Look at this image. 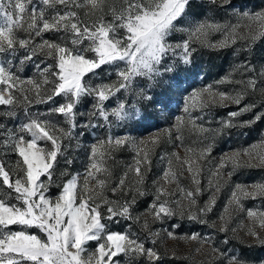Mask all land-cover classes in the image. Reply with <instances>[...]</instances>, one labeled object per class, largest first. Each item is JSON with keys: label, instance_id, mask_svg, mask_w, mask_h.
<instances>
[{"label": "snow or ice", "instance_id": "obj_1", "mask_svg": "<svg viewBox=\"0 0 264 264\" xmlns=\"http://www.w3.org/2000/svg\"><path fill=\"white\" fill-rule=\"evenodd\" d=\"M208 2L217 4V0ZM220 4L230 5L231 0H220ZM192 5L193 0H0V106H8L2 113L6 118L16 117L17 107L23 106L25 117L18 128L0 122V189H5L0 191V264H122V258H127L125 264H136L141 257L144 259L139 264L145 260L159 264L160 252L146 247L139 233L112 231L105 221L120 218L139 222L133 206L137 196L146 195L143 186L160 134L139 141L130 133L97 139L87 150L83 172L59 185L58 193H48L60 159L66 165L73 163L67 157L70 145L64 141L73 138L78 126L107 130L114 124L125 128L139 124L147 119V107H166L155 99L153 89L167 85L175 78L173 74L191 65L197 45L222 49L244 41L245 47H250L264 39V9H241L235 24L221 25L193 15ZM217 32L222 38L209 40ZM46 33L53 35L46 38ZM38 56L51 62L34 63L35 77L22 76L25 64L35 62ZM243 70L247 75L242 79L229 74L217 81L231 85V90L208 84L184 97V115L176 117L174 125L176 140H182L185 124L200 132L221 134L225 128L264 119V65L246 64ZM106 72L115 79L92 82ZM138 79L142 83L138 84ZM126 94L134 96L136 103ZM85 97L93 101L89 115L97 122L88 120L78 125V105ZM113 98L116 103L109 110L106 102ZM33 104L52 106L33 113L29 110ZM229 105L236 109L227 113L230 119L222 121L220 128L208 129L196 123L205 118L206 110ZM245 113H252V118L236 120ZM56 117H62L66 127ZM167 134L171 136V129ZM125 147L134 152V164L109 187L112 171L108 162L115 159V148ZM210 152L208 145L199 152L186 148L183 158L171 154L180 171L168 159L162 179L175 183L176 190L169 192L157 180L152 181L154 199L148 214L154 220L163 223L178 217L207 225L204 217L216 204L221 181L232 175L222 170L229 163L233 168L240 166L242 155L249 158L247 166H254L252 160L264 166V140L222 157L209 169L211 195L201 204L199 197L205 189L200 161ZM184 172L191 177V186L181 184L179 176ZM129 173L134 174L130 183ZM108 191L113 196L134 194L110 199ZM245 199L264 200V183L235 185L219 217L220 231H237L229 228L230 208L234 206L245 211L251 221L247 235L264 245V209H244ZM141 228L149 236H159L147 221ZM172 228L170 225L167 230L170 238L211 245V252L219 257L218 264H247L236 254H227L226 248L213 245L210 238L199 233L178 237ZM90 242L95 246L90 247ZM228 242L227 238L223 241ZM152 244H156L155 239Z\"/></svg>", "mask_w": 264, "mask_h": 264}, {"label": "rangeland", "instance_id": "obj_2", "mask_svg": "<svg viewBox=\"0 0 264 264\" xmlns=\"http://www.w3.org/2000/svg\"><path fill=\"white\" fill-rule=\"evenodd\" d=\"M244 9L248 12L259 11L264 9V0H231L230 5H221L220 0L217 4H211L208 0H193L191 12L200 19L214 20L221 25L235 24L237 14ZM51 33H46V38L52 36ZM180 34L178 33L177 36ZM222 38V33L217 32L209 36V40L215 42ZM246 42L238 41L235 45H231L222 49H214L197 45V51L194 54L191 65L183 67L178 73L173 74L172 79L167 85H162L153 89V95L162 105L166 107H147V119L136 125H129L127 128L114 124L107 130L104 127L83 128L78 126L75 130L73 138L64 141L70 145L67 150V157L73 161L72 164L66 165L64 159H60V165L56 169L53 177L54 183L49 188V195L59 192V185L66 182L69 178L82 173L84 166L87 163V150L97 139H104L107 135L117 136L119 134L130 133L136 140H149L157 134L161 135L159 145L151 153V171L147 174L146 184L143 186L146 195L137 196V202L133 206V214L140 217L139 222L125 221L117 218V221H105L109 229L112 231L123 232L132 231L139 233L145 242L146 247H155L161 254L159 264H218L219 257L211 252V245L199 244L196 241H184L183 239H173L168 237L167 230L170 225H173L172 231L178 237L199 233L206 238H210L212 244L221 249H227V254H236L244 259L247 264H264V245L259 244L254 238L247 235V227L251 224L246 218V212L243 210H235L234 206L230 208L232 218L229 221V228H236V232L229 231L227 234L220 231L222 221L219 219L223 213L225 206L231 196V191L236 184L242 186L252 185L254 183H264V166H259L257 160H252L254 166H247L249 158L241 156V165L233 168L229 163L222 171L232 172L230 177L225 176L221 181V191L217 194L216 204L211 213L204 217L208 224H200L187 219L181 220L178 217L172 220L160 222L154 220L148 214V209L153 202L154 189L152 181L157 180L160 185H163L169 192L176 190L175 183H165L162 179L163 171L167 168V160L174 161V168L179 172L180 166L175 162V157L172 153H178L181 158L185 156V149L191 148L199 152L202 148L210 145L211 152L203 160L200 161L202 168V187L204 193L199 197V202L203 204L211 195L208 188L209 169L214 168L220 159L226 155H231L235 152H243L254 144H259L264 140V119L256 121L251 125L225 128L221 134L213 132H200L198 129H193L190 124H185L182 128V140L175 139L176 117L183 116L182 101L184 97L193 89L202 88L208 84H212L221 90H231V85L217 84L225 76L232 75L233 79H242L247 74L244 73L243 66L251 64L256 67L264 65V39H260L251 44L250 47H245ZM50 63L44 57L38 56L35 62H27L24 67L22 76L35 77L36 68L34 63ZM101 79H115L113 75L108 77L107 72L103 77L93 78V83L99 82ZM137 83H142L139 79ZM126 98L132 103H136L134 96L126 94ZM59 100L60 98L57 97ZM93 101L90 97H85L78 105L79 113L77 116L78 125L83 121L93 119L89 113L93 111ZM115 98L106 102L109 110L115 105ZM259 104V100H257ZM50 104H33L29 110L33 113L43 112L51 107ZM236 109L235 105H229L227 108L212 107L206 110V115L203 120L196 123L203 125L208 129H217L221 127V122L227 119V113ZM8 110V106H0V122L4 123L9 128H18L20 123L24 121L23 106L17 107V116L14 118H6L2 115ZM198 115V113H193ZM252 113H245L236 118L237 121H244L252 118ZM61 123V126L66 127L62 117H56ZM171 129V136L168 130ZM43 144V142H41ZM114 160H109V166L112 171L109 187H111L118 179L128 170V166L134 164V152L128 148H115L113 151ZM164 157V159H161ZM8 163H12L11 160ZM65 172V175H61ZM134 179V174L129 173L128 182ZM181 184L191 186V177L187 172L179 176ZM82 183V177H80ZM5 189H0L3 191ZM134 193H130L132 195ZM110 199H126L120 193L113 196L111 191L107 192ZM244 209H264V200L245 199L242 201ZM147 221L149 228L159 232L158 237L149 236L141 228V224ZM179 224L180 227H174ZM214 225V226H213ZM29 231L37 233L38 229H30ZM228 239V243H223L224 239ZM156 240V244H152V240ZM95 242H90V247H94ZM199 249V251H196ZM144 259L138 258L136 264ZM127 258H122V264H125ZM145 264L147 261L145 260Z\"/></svg>", "mask_w": 264, "mask_h": 264}]
</instances>
